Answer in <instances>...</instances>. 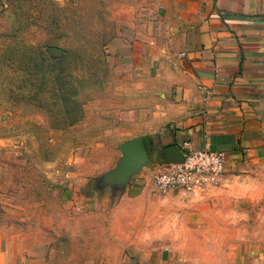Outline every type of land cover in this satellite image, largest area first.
<instances>
[{
	"label": "rangeland",
	"instance_id": "1",
	"mask_svg": "<svg viewBox=\"0 0 264 264\" xmlns=\"http://www.w3.org/2000/svg\"><path fill=\"white\" fill-rule=\"evenodd\" d=\"M154 8L0 1V264H146L134 245L167 251L170 241L179 264H264L262 173L222 174L128 224L111 222L114 211L89 216L63 203L73 175L106 170L131 112L155 114L161 75L127 55L131 39L151 34Z\"/></svg>",
	"mask_w": 264,
	"mask_h": 264
},
{
	"label": "crops",
	"instance_id": "2",
	"mask_svg": "<svg viewBox=\"0 0 264 264\" xmlns=\"http://www.w3.org/2000/svg\"><path fill=\"white\" fill-rule=\"evenodd\" d=\"M153 4L155 27L145 39H131L127 55L161 75V100L149 109L154 115H128L129 135L105 171L73 175L64 189L68 209L89 216L114 211L128 224L153 203H184L177 190L154 194L152 178L181 150L206 143L224 154L223 174H264V0ZM167 238L162 236L164 244ZM169 246L133 248L146 264H179L170 251L173 242Z\"/></svg>",
	"mask_w": 264,
	"mask_h": 264
},
{
	"label": "built area",
	"instance_id": "3",
	"mask_svg": "<svg viewBox=\"0 0 264 264\" xmlns=\"http://www.w3.org/2000/svg\"><path fill=\"white\" fill-rule=\"evenodd\" d=\"M180 159L157 172L151 182L152 192L164 195L177 190L182 195H195L215 182L224 173V154L206 143L199 148H185Z\"/></svg>",
	"mask_w": 264,
	"mask_h": 264
},
{
	"label": "water",
	"instance_id": "4",
	"mask_svg": "<svg viewBox=\"0 0 264 264\" xmlns=\"http://www.w3.org/2000/svg\"><path fill=\"white\" fill-rule=\"evenodd\" d=\"M180 156H181V154H180V152H179V154L177 155V157H174L172 161H177V160H179V159H180Z\"/></svg>",
	"mask_w": 264,
	"mask_h": 264
},
{
	"label": "trees",
	"instance_id": "5",
	"mask_svg": "<svg viewBox=\"0 0 264 264\" xmlns=\"http://www.w3.org/2000/svg\"><path fill=\"white\" fill-rule=\"evenodd\" d=\"M31 82L34 83V80H32Z\"/></svg>",
	"mask_w": 264,
	"mask_h": 264
}]
</instances>
